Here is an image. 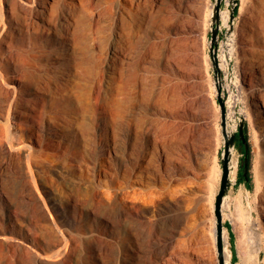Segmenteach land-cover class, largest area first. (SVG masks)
<instances>
[{"label": "rangeland", "instance_id": "rangeland-1", "mask_svg": "<svg viewBox=\"0 0 264 264\" xmlns=\"http://www.w3.org/2000/svg\"><path fill=\"white\" fill-rule=\"evenodd\" d=\"M12 1L26 8L18 21L10 7L15 3L0 0V264H218L214 199L223 137L208 51L213 0H67L77 6L78 29L72 23L61 43L57 29L66 0H45L60 5L59 28L47 25L51 15L41 11L40 0ZM229 8L225 0L222 95L227 114L246 119L252 181L251 189L236 184L243 160L235 147L229 208L222 209L229 224L224 254L229 264L235 254L233 264H239L230 214L242 189L244 196L249 191L245 205L258 233L247 264H264V0H238L226 33ZM130 10L143 18L134 48L111 61L106 49ZM225 49L238 93L228 89ZM251 58L257 68L250 72ZM109 97L123 112L106 109Z\"/></svg>", "mask_w": 264, "mask_h": 264}, {"label": "bare ground", "instance_id": "bare-ground-1", "mask_svg": "<svg viewBox=\"0 0 264 264\" xmlns=\"http://www.w3.org/2000/svg\"><path fill=\"white\" fill-rule=\"evenodd\" d=\"M10 1V0H9ZM21 1V0H20ZM54 1H56V0H54ZM58 1V0H57ZM11 2H13L12 0H11ZM21 2H23V1H21ZM72 1H65L62 5H61V15H62V18L60 17V20H61V24H60V29H57L58 30V34H57V37H58V39H59V42L61 43L62 42V38L64 37V32L66 31V30H69V28H70V26L72 27V23H73V20H74V16H75V19L77 18L76 17V14L78 15V12H76V14H75V11H76V9H77V6L76 5H74V3L72 4L71 3ZM15 2H13V4H14ZM18 3V2H17ZM187 3V2H186ZM23 4V3H22ZM34 4V3H33ZM37 4L40 6V9H41V11H44V13L46 12V11H49V13H50V15H51V18H49L48 19V21H47V25H55L54 27H58L57 26V24H56V19H55V14H57V16H58V14H59V12H58V8L60 7V5L58 4V3H56V2H51V1H45V0H40V1H37ZM189 4V3H188ZM12 5V3L10 4V7H12V8H14V9H12V8H10V10L11 11H14L15 10V12H17V14H16V20H20L18 17H20L19 16V14L21 15V11H22V9H23V7L22 6H19L18 4H16L15 3V7H13V6H11ZM78 5V4H77ZM82 5V4H81ZM80 5V6H81ZM85 4H83V6H84ZM27 6H29V5H27ZM80 6H79V8H80ZM82 6V7H83ZM31 7V6H30ZM30 7H29V9H30ZM33 7V6H32ZM85 7V6H84ZM24 8H26V7H24ZM86 8V7H85ZM124 8V7H123ZM37 9V7L34 9V10H36ZM127 9V8H126ZM32 10V9H31ZM30 10V11H31ZM81 10V9H80ZM85 10V9H84ZM125 10V9H124ZM127 10H129V8L127 9ZM28 11V10H27ZM39 11V10H38ZM40 11V12H41ZM86 11V10H85ZM85 11H81V12H85ZM136 11V10H135ZM58 12V13H57ZM128 12V11H127ZM38 13V12H37ZM42 13V12H41ZM40 13V14H41ZM124 13V12H123ZM1 14V13H0ZM12 14V13H11ZM35 14V13H34ZM39 14V13H38ZM143 15H144V13H142ZM141 14V15H142ZM13 15V14H12ZM27 15V14H26ZM26 15L25 16H23V17H26ZM47 15V14H46ZM86 15V13L84 14V16ZM39 16V15H38ZM41 16H42V14H41ZM44 16V15H43ZM81 16H82V14H81ZM120 16H122V15H120ZM126 16V15H125ZM13 17V16H12ZM27 17H29V16H27ZM31 17H33V16H31ZM36 17H37V15H36ZM50 17V16H49ZM48 18V17H47ZM46 18V19H47ZM78 18H81L80 17V15H79V17ZM85 18V17H84ZM123 18V17H122ZM10 19V18H9ZM22 19H24V18H22ZM31 19V18H30ZM58 19V18H57ZM121 19V18H120ZM127 19H129L130 20V22H128L127 21ZM40 20V19H39ZM142 20H143V18L141 17H138V14L136 13V12H133L132 10H130L129 12H128V17H124V19L122 20V22L124 21V25H121L120 26V29H118L119 31H117V34H116V37L113 39V40H111L112 42L111 43H109V45H108V47H107V51H111V56H110V58H111V61L112 60H114V55H116L118 52H120V51H123V49L124 48H130L131 50L134 48V45H135V39H134V30H135V28H136V30H138L139 28H140V26H141V23H142ZM12 21H13V19H12ZM26 21V20H25ZM29 21V20H28ZM56 21V22H55ZM81 21V20H80ZM84 21V20H83ZM27 22V21H26ZM32 22H34V21H32ZM76 22H77V19H76ZM79 22V21H78ZM85 22V21H84ZM144 23H145V21H143ZM12 23V22H11ZM10 23V24H11ZM18 23V22H17ZM28 23V22H27ZM34 23H36V22H34ZM34 23H33V25H34ZM40 23V22H39ZM119 23V22H118ZM120 23H121V21H120ZM19 24V23H18ZM25 24V23H24ZM28 24H30V23H28ZM27 24V25H28ZM37 24V23H36ZM41 24V23H40ZM40 24H37V25H40ZM79 24H81V22L79 23ZM8 25V24H7ZM37 25H36V27H37ZM74 25L76 26V25H78V24H76L75 22L73 23V27H74ZM2 26H3V24H2ZM18 26H20V25H18ZM26 26V25H25ZM31 26H32V24H31ZM46 26V25H45ZM44 26V27H45ZM80 26V25H79ZM82 26H83V24H82ZM84 26H86L85 28H87V25H85L84 24ZM117 26V25H116ZM136 26V27H135ZM143 26V25H142ZM5 27V25L3 26V28ZM14 27V26H13ZM16 27V26H15ZM33 27V26H32ZM35 27V28H36ZM39 27H42V25L41 26H39ZM48 27V26H47ZM72 27V28H73ZM77 27V26H76ZM6 28V27H5ZM17 28H19V27H17ZM29 28V27H28ZM59 28V27H58ZM84 27H82V29H83ZM84 28V29H85ZM10 29V28H9ZM14 29V28H13ZM12 29V30H13ZM56 29V28H55ZM74 29H75V27H74ZM77 29H78V27H77ZM80 30H81V28H79ZM117 29V28H116ZM29 30V29H28ZM27 30V31H28ZM42 30H44L43 29V27H42ZM51 30H53V29H51ZM71 30H73V29H71ZM70 30V31H71ZM86 30V29H85ZM90 30V29H89ZM88 30V31H89ZM7 30H5L4 32H6ZM54 31V30H53ZM79 31V30H78ZM84 31V30H83ZM87 31V32H88ZM15 32V31H14ZM57 32V31H56ZM67 32V31H66ZM73 32V31H72ZM75 32V31H74ZM86 32V31H85ZM1 33V32H0ZM79 33V32H78ZM80 33H82L81 31H80ZM73 34V33H72ZM76 34H77V32H76ZM88 34H91V32H89ZM136 34V33H135ZM7 35H8V33H7ZM141 35V34H140ZM36 36V35H35ZM66 36H67V34H66ZM79 36V38H80V35H78ZM87 37V36H86ZM5 38V37H4ZM3 38V39H4ZM37 38V37H36ZM51 38V37H50ZM81 38H82V36H81ZM113 38V37H112ZM3 39H1V40H3ZM28 39V38H27ZM43 39V38H42ZM64 39V38H63ZM85 39V38H84ZM86 39H90V38H86ZM5 40V39H4ZM37 40V39H36ZM91 40V39H90ZM26 41V40H25ZM35 41V40H34ZM69 41H71V40H69ZM88 41V40H87ZM18 42H20V41H18ZM72 42H74V41H72ZM81 42H83L82 40H81ZM85 42V41H84ZM90 42V41H89ZM89 42H88V44H89ZM23 43V42H22ZM26 43V42H25ZM35 43V42H34ZM41 43V42H40ZM71 43V42H70ZM75 43V42H74ZM79 43H80V41H79ZM9 44V43H8ZM16 44H17V42H16ZM18 44H20V43H18ZM24 44V43H23ZM31 44V43H30ZM69 44V43H68ZM84 44V43H83ZM22 45V44H21ZM41 45V44H40ZM46 45V44H45ZM67 44H64V46H66ZM70 45V44H69ZM80 45V44H79ZM78 45V46H79ZM86 45V44H85ZM84 45V46H85ZM137 45V44H136ZM37 46V45H36ZM49 46V45H48ZM74 46H76V44L74 45ZM81 47L83 46V45H80ZM79 46V47H80ZM87 46H89V45H87ZM91 46V45H90ZM1 47V46H0ZM56 47V46H55ZM78 47V48H79ZM86 47V46H85ZM85 47H82L83 49L85 48ZM54 48V47H53ZM66 48H68V45H67V47ZM65 48V49H66ZM88 48V47H87ZM86 48V49H87ZM91 48V47H90ZM14 49H16V48H14ZM47 49V48H46ZM55 49V48H54ZM89 49V48H88ZM22 50V49H21ZM25 50V49H24ZM36 50V49H35ZM57 50V49H56ZM60 50V49H59ZM68 50V49H67ZM66 50V51H67ZM85 50V49H84ZM129 50V49H128ZM71 51V50H70ZM83 51V50H82ZM167 51V50H166ZM12 52V51H11ZM34 52V51H33ZM32 52V53H33ZM46 52V51H45ZM64 52V51H63ZM87 52V51H86ZM89 52V51H88ZM87 52V53H88ZM128 52V51H127ZM126 52V53H127ZM130 52V51H129ZM15 53V52H14ZM42 53V52H41ZM49 53V52H48ZM124 53V52H123ZM15 54H18V52L16 51V53ZM20 54H21V52H20ZM30 54V53H29ZM37 54H38V52H37ZM56 54V53H55ZM61 54V53H60ZM59 54V55H60ZM69 54V53H68ZM225 54H226V74H227V77H228V89L230 90V92L232 93V92H235V93H238L239 92V86H238V84L236 85V83H235V78H236V70H235V68H234V66H233V64L232 65H229L230 64V62H231V60H232V56H231V54H230V52L228 51V50H226L225 49ZM35 55H36V51H35ZM40 55V54H39ZM38 55V56H39ZM58 55V54H57ZM70 55V54H69ZM93 55V54H92ZM124 55H126V54H124ZM12 56V55H11ZM16 56H18V55H16ZM45 56V55H44ZM65 56L66 55H61V56H59L60 57V59L62 60V61H64V60H66V58H65ZM91 56V55H90ZM94 56V55H93ZM117 56V55H116ZM9 57V56H8ZM23 57V56H19V58H16V60L17 59H21V58ZM24 57H27V56H24ZM142 57V56H141ZM34 58V57H33ZM32 58V59H33ZM40 58V57H39ZM42 58H43V56H42ZM51 58V57H50ZM109 58V59H110ZM120 58H121V56H120ZM168 58V51L166 52V59ZM9 59V58H8ZM7 59V60H8ZM12 59H13V56H12ZM15 60V59H14ZM14 60H12V61H14ZM15 60V61H16ZM21 60H23V59H21ZM25 60V59H24ZM28 60V58L26 59V61ZM35 60V59H34ZM97 60V59H96ZM96 60H94L95 62H96ZM127 60V59H126ZM142 60V59H141ZM29 61V60H28ZM31 61V60H30ZM29 61V62H30ZM33 61V60H32ZM31 61V62H32ZM46 61V60H45ZM53 61V60H52ZM75 61V60H74ZM77 61V60H76ZM91 61V60H90ZM90 61H88V62H90ZM128 61V60H127ZM251 63L250 64H247L245 67H246V70H248V71H253L255 68H257V66H256V63H255V60L253 59V58H251ZM23 62V61H22ZM17 63V62H16ZM35 64H36V62H34ZM45 63V62H44ZM97 63V62H96ZM51 64V63H50ZM72 64V63H71ZM112 64V63H111ZM113 64H114V62H113ZM3 65V64H2ZM7 65V64H6ZM17 65V64H16ZM30 65V64H29ZM28 65V66H29ZM54 65V64H53ZM56 65V64H55ZM75 65V64H74ZM4 66V65H3ZM19 66V65H18ZM21 66V65H20ZM24 66V65H23ZM46 66V65H45ZM57 66H59V65H57ZM77 66V65H76ZM75 66V67H76ZM39 67V66H38ZM20 68V67H19ZM40 68V67H39ZM42 68V67H41ZM45 68V67H44ZM51 68V67H50ZM248 68V69H247ZM15 69V68H14ZM23 69H25V68H23ZM22 69V70H23ZM27 69V68H26ZM32 69V68H31ZM30 69V70H31ZM46 69H49V68H46ZM45 69V70H46ZM55 69V68H54ZM70 69H71V67H70ZM74 69V68H73ZM114 69V68H113ZM259 69V68H258ZM17 70H18V68H17ZM16 70V71H17ZM36 70V69H35ZM34 70V71H35ZM53 70V69H52ZM28 71V70H27ZM112 71V70H111ZM14 72V71H13ZM26 72V71H25ZM24 72V73H25ZM39 72V71H38ZM42 72V71H41ZM43 72H45L44 70H43ZM50 72V71H49ZM48 72V73H49ZM66 72V71H65ZM68 72V71H67ZM244 72V71H243ZM257 72V71H256ZM5 73V72H4ZM31 73H33V71L31 72ZM31 73H28V74H31ZM63 73V72H62ZM110 73V72H109ZM17 74V73H16ZM19 74V73H18ZM7 75V74H6ZM32 75V74H31ZM50 75V74H49ZM111 76H112V74H110ZM243 75V76H242ZM11 76V75H10ZM17 76H19V75H17ZM27 76V75H26ZM25 75L24 76H21V77H26ZM110 76V77H111ZM169 76V75H168ZM241 76H242V78H245V75H244V73H242L241 74ZM0 77H2V76H0ZM9 77V76H8ZM12 77V76H11ZM16 77V76H15ZM4 78V77H3ZM2 79V78H1ZM9 79V78H8ZM28 79V78H27ZM26 79V80H27ZM31 79V78H30ZM34 79V78H33ZM169 79V78H168ZM45 79H43V81H44ZM144 80V79H143ZM250 80V79H249ZM1 81V80H0ZM31 81H32V79H31ZM34 81V80H33ZM36 81H37V79H36ZM45 81H47V80H45ZM246 81V80H245ZM2 82H3V80H2ZM44 83V82H43ZM3 84H4V82H3ZM9 85V84H8ZM18 85V84H17ZM169 85V84H168ZM0 86H2L1 87V89L4 87L3 85H0ZM10 86V85H9ZM28 86V85H27ZM242 87V86H241ZM4 89V88H3ZM6 89H9L10 90V92H11V89L10 88H6ZM14 89V88H13ZM32 89V88H31ZM30 89V90H31ZM37 89V88H36ZM144 89H145V87H144ZM165 89H166V87H165ZM164 89V90H165ZM8 90V91H9ZM7 91V92H8ZM37 91V90H36ZM143 91V90H142ZM167 91V90H166ZM2 92V91H1ZM1 92H0V94H1ZM3 92H5V89H4V91ZM18 92V91H17ZM6 94V93H5ZM16 95H17V93H15ZM74 94V93H73ZM109 95V94H108ZM74 96H76V95H74ZM107 96V95H106ZM20 97V96H19ZM77 98V97H76ZM112 98V97H111ZM114 98H117V97H114ZM28 99V98H27ZM10 100H12V99H10ZM72 100V99H71ZM107 100H108V96H107ZM123 100V99H122ZM77 101V100H76ZM103 101V100H102ZM15 102V101H14ZM68 102V101H67ZM105 102V101H104ZM123 103V102H122ZM14 104V103H13ZM31 104V103H30ZM16 105H17V103H16ZM33 105V104H32ZM79 107H81V106H79ZM105 107H106V109L107 110H110V111H114V110H116V112L118 113H120V111L122 110V107H123V105L120 103V102H114V101H111V99H110V97H109V101H107L106 103H105ZM37 108V107H36ZM34 109V108H33ZM39 109V108H38ZM73 109V108H72ZM45 110V109H44ZM83 111V110H82ZM26 112V111H25ZM115 112V113H116ZM121 112H123V111H121ZM125 112V111H124ZM84 113V112H83ZM50 114V113H49ZM48 114V115H49ZM119 116V115H118ZM24 117L26 118L25 120H27V121H29V119L30 118H33V115L31 114V112L29 113H26L25 115H24ZM236 119V115H233V114H227V122H229L230 120H235ZM77 120V119H76ZM34 122V121H33ZM23 122H20V124H22ZM59 124H61V123H59ZM229 124V123H228ZM27 125V124H26ZM31 125V124H30ZM231 132H232V129H230V127H229V125L227 126V134H228V136L231 134ZM236 165H237V162H236V160L233 158V156H232V160H231V163H230V178H231V180L233 179L232 178V174L233 173H235V170H236ZM175 180V179H174ZM260 190V187H259V185H257L256 186V188H255V194L256 193H258V191ZM249 191H247V195L246 196H244V191L241 189L237 194H236V196L233 198V206H234V208H232V210H231V218H232V220H233V227H234V230L237 232L238 231V235H237V238H238V246H239V250H240V252H241V254H240V261H239V264H247V253L249 252H252V251H254L255 252V250H256V245H257V228L256 227H254L253 225H254V223H253V218H252V214H251V212H249V211H251V210H249V211H247V209H246V203H245V197L248 199L249 198ZM263 194V193H262ZM261 194V195H262ZM264 197V196H263ZM261 198V197H260ZM229 199V198H228ZM227 196L226 197H224V199H223V203H222V209H225L226 207L227 208H229V203H227ZM230 202V201H229ZM262 210L264 211V204H262ZM229 213V212H228ZM229 215V214H228ZM263 215H264V212H263ZM230 217V216H229ZM264 219V218H263ZM231 220V221H232ZM256 225V224H255ZM215 235V228H213V236ZM260 235V234H259ZM223 236H224V240H225V245H226V242H228L229 241V238H228V232H227V230L224 228V231H223ZM257 251V250H256ZM225 264H229L230 263V258H229V254L226 252V250H225ZM183 261V260H182ZM183 264H190V261H187V260H185V261H183L182 262ZM176 264V263H175Z\"/></svg>", "mask_w": 264, "mask_h": 264}, {"label": "water", "instance_id": "water-1", "mask_svg": "<svg viewBox=\"0 0 264 264\" xmlns=\"http://www.w3.org/2000/svg\"><path fill=\"white\" fill-rule=\"evenodd\" d=\"M225 0H213V8L210 17V38L208 51L209 56L212 61L214 80L217 82V99L219 101L220 114H221V133L223 137V149L221 153V177H220V185L219 189L216 193L214 199V216H215V243H216V251H217V260L218 264H225V255H224V236L223 231L225 228L224 220H223V212H222V203L225 195L227 194L230 186L233 184V181L230 178V163L233 156V150L235 148L236 136L238 135L242 144L247 151L248 145L245 139L244 128L246 126V119L242 113H238L236 119L233 121V124H236L235 129L228 136L227 134V126L231 127L232 121L227 122V107H226V97L222 95V70L220 68V62L218 58V50H219V41H220V26L222 21V5ZM238 0H229V13L228 20L230 21L229 27L227 28L226 33H230L233 28V22L235 19V10L237 7ZM229 65H232L230 62ZM248 158L244 157L243 163V174L246 176L247 167H248ZM233 264V263H231Z\"/></svg>", "mask_w": 264, "mask_h": 264}, {"label": "trees", "instance_id": "trees-1", "mask_svg": "<svg viewBox=\"0 0 264 264\" xmlns=\"http://www.w3.org/2000/svg\"><path fill=\"white\" fill-rule=\"evenodd\" d=\"M235 14H237V8L235 10ZM244 132H245V139L247 141V151L245 150L242 141L240 140L239 136H236V142H235V147L239 150V152L242 154V160L244 163V157L247 156L248 158V167H247V174L246 176L243 174V163L241 165V168H239L238 172H237V179H236V184L240 185V184H244L245 187L247 189H251V150H250V144L248 142V130H247V124L244 128ZM225 226L229 227V224L227 222H225ZM236 261V257L235 254H233L232 256V262L234 263Z\"/></svg>", "mask_w": 264, "mask_h": 264}]
</instances>
